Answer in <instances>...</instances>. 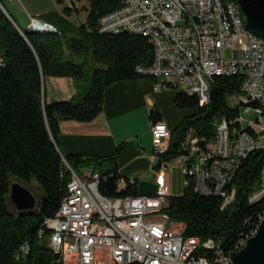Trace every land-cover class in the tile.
I'll use <instances>...</instances> for the list:
<instances>
[{
  "label": "trees",
  "instance_id": "16d2710c",
  "mask_svg": "<svg viewBox=\"0 0 264 264\" xmlns=\"http://www.w3.org/2000/svg\"><path fill=\"white\" fill-rule=\"evenodd\" d=\"M75 2V0H71ZM89 14L75 37L61 32L35 35L20 32L0 9V264H59L47 248V235L38 237L46 219L56 213L71 179L65 164L76 175L97 173L98 192L106 198H127L138 195L139 181L119 173L117 158L120 146L107 157L62 155L58 150L60 122L90 123L102 111L104 93L115 84L148 80L136 73L137 67H148L153 47L147 38L127 32L101 34L99 20L118 8L114 0H86ZM66 8L64 14L70 15ZM11 19V16H9ZM82 63L65 59L63 49ZM70 78L75 83V95L66 101L46 103L44 81ZM87 82L89 85H83ZM239 77L217 78L209 92V102L200 106L196 96L181 91L174 93V106L191 115L169 130L166 161L184 155L187 143L196 138L205 148L213 141L222 119L234 123L239 109L228 100L239 94ZM150 122H160L158 111H149ZM191 130L190 139L188 133ZM250 132V131H248ZM65 163V164H64ZM264 152L250 154L241 164L231 182L235 201L221 210V200L195 193L192 187L182 188L178 196L169 197L164 212L169 219L181 223L183 238H195L201 245L208 240L224 255L242 248L246 239L264 219V200L250 205L249 195L259 186V174ZM18 180L26 187L35 186L44 202L35 212L17 215L8 201L10 181ZM123 179L124 185L118 187ZM28 245V253L20 248ZM196 256L215 257L214 251L201 247Z\"/></svg>",
  "mask_w": 264,
  "mask_h": 264
},
{
  "label": "built area",
  "instance_id": "2783aa9c",
  "mask_svg": "<svg viewBox=\"0 0 264 264\" xmlns=\"http://www.w3.org/2000/svg\"><path fill=\"white\" fill-rule=\"evenodd\" d=\"M114 1L118 8L99 20L98 31L127 32L150 41L151 64L137 67L136 73L153 79L155 92L178 89L196 96L199 105L205 106L215 79L241 78L239 94L232 98L239 109L235 122L222 119L205 148L192 138L184 155L173 160L181 167L183 188L219 198L221 210L226 209L235 201L231 182L237 170L250 154L264 152V38L245 29L238 6L230 0ZM47 25L31 19L28 28ZM228 50L230 59L224 57ZM242 108L256 116L252 126H244ZM149 127L152 155L147 160L156 187L150 198L103 197L98 192L97 173L80 177L64 163L71 175L66 193L38 233L39 238L47 235V248L59 264H232L231 256L212 241L201 245L195 238L184 239L182 224L164 213L171 196L166 170L173 161L165 159L170 132L161 121L150 122ZM123 185L121 179L117 186ZM262 200L264 163L259 186L248 203ZM152 217L156 220L151 221ZM201 247L214 251L215 257L196 256ZM19 252L26 255L28 245Z\"/></svg>",
  "mask_w": 264,
  "mask_h": 264
},
{
  "label": "crops",
  "instance_id": "0c3cea01",
  "mask_svg": "<svg viewBox=\"0 0 264 264\" xmlns=\"http://www.w3.org/2000/svg\"><path fill=\"white\" fill-rule=\"evenodd\" d=\"M5 1L7 4H11L8 6H10L12 17H20L21 11L19 8L13 2ZM33 15L48 25L58 26L56 12H37ZM29 22L30 20L27 19V23ZM54 79L56 84L62 85V87L58 91L49 94L48 97H44L45 102L72 99L76 91L74 81L70 78ZM66 79L72 81H65ZM159 97H161L160 93L154 91L153 83L148 80L127 81L113 85L105 91L102 111L95 120L90 123L60 122L59 152L62 155H78L81 157H107L123 145L117 158L119 173L124 177L137 179L139 182L152 183L153 181L146 179L151 172L148 173L145 167L148 164V156L146 150L143 153V148L137 143L138 135L127 134L119 123L122 118L129 116L136 110H142L143 113L148 111L149 115L150 109L154 107L160 115L161 122L169 126V120L167 118L163 119L162 109L158 102ZM172 97V100H174V95ZM148 122L150 124L149 119ZM174 125L176 126V123ZM170 195L178 196L172 191H170Z\"/></svg>",
  "mask_w": 264,
  "mask_h": 264
},
{
  "label": "rangeland",
  "instance_id": "374dc122",
  "mask_svg": "<svg viewBox=\"0 0 264 264\" xmlns=\"http://www.w3.org/2000/svg\"><path fill=\"white\" fill-rule=\"evenodd\" d=\"M13 3L21 11V14H20L21 16L18 18L12 17L13 15L9 9L10 6H8L11 4H7L5 0H0V4L2 8L4 9V11L6 12L8 16H11V20L15 22L16 27L19 28L20 30L24 31L28 28L30 22L27 23V19L28 20H31V19L40 20L34 17L33 14L37 12L41 13V12H51L52 11V12L57 13L56 19L58 20V26L54 24H49V25L57 29L65 37H69V38L75 37L78 31L80 30L81 26L86 25L88 14H89V5L86 0H75V2H73L74 7L71 5L70 0H16ZM66 8H69L71 10L69 16H66L64 14V10ZM62 51L64 53L65 59L70 62L82 63L84 61V58L74 57L65 48ZM224 57L226 59H230L232 57L231 51L230 50L225 51ZM65 81H72V80L66 79ZM83 85L88 86L89 84L85 82ZM60 87H62V85L56 84L54 78L47 77L44 83L45 98L48 97L49 94H52L53 92L58 91ZM176 91H179V90L177 89ZM156 93H160L161 95V97H159L158 99V102L162 109L163 119L165 120L167 118L169 120L168 121L169 126H166L169 130H172L173 128H175V125L173 126L174 123H176L177 125L183 120V118L191 115L192 113L191 111H186V110L180 111L175 108L173 104V100H172L173 98L172 96L174 95L175 90H165V91H160ZM62 101H66V100H62ZM228 103L230 105H234L235 101L234 99H230L228 100ZM240 114L243 119L245 127L252 126V124L255 122L256 116L247 115L245 113V108H242L240 110ZM119 125L123 128V130L127 134L138 135L137 143L139 144V146L146 150L148 157L152 155L151 136L149 134L148 111L143 113L142 110H136L132 112L129 116L122 118ZM190 136H191V130L188 133L187 141L190 139ZM145 167L147 168V171L149 173L150 171L149 163L146 164ZM166 173L168 175L167 180H168V186H169L170 191H172V193L174 192L175 194L179 195L183 187H182L181 167L177 164V161H173L168 164ZM146 179L148 181H153L152 174L149 173V176L146 177ZM150 220L154 221L156 220V218L152 217L150 218Z\"/></svg>",
  "mask_w": 264,
  "mask_h": 264
},
{
  "label": "water",
  "instance_id": "95a60500",
  "mask_svg": "<svg viewBox=\"0 0 264 264\" xmlns=\"http://www.w3.org/2000/svg\"><path fill=\"white\" fill-rule=\"evenodd\" d=\"M240 11L245 29L257 37L264 38V0H230ZM74 7L73 2L70 0ZM6 17L12 22L4 9L0 7ZM14 25V23L12 22ZM15 26V25H14ZM46 28H27V32L35 35L56 34L57 29L51 25ZM15 28L20 31L16 26ZM145 152V149H142ZM156 187L146 181L138 183L139 197L150 198L154 195ZM8 201L17 215L33 213L44 202L43 194L36 191L34 185L26 187L16 179H11ZM232 264H264V219L259 225L257 233L245 240L243 246L231 255Z\"/></svg>",
  "mask_w": 264,
  "mask_h": 264
}]
</instances>
